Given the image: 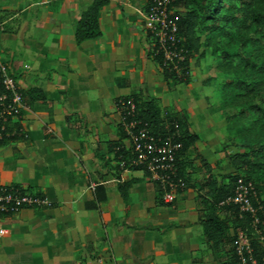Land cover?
<instances>
[{
    "label": "crops",
    "instance_id": "1",
    "mask_svg": "<svg viewBox=\"0 0 264 264\" xmlns=\"http://www.w3.org/2000/svg\"><path fill=\"white\" fill-rule=\"evenodd\" d=\"M88 1L62 0L57 9L36 12L25 0H0V9L10 11L0 22V48L5 49L0 59L8 63L22 88L36 85L42 89L46 101L34 100L28 105L41 107L52 125L20 117L23 136L0 143V184L31 185L56 202L48 209L21 208L0 218L22 217L27 219L26 227L55 226V237L42 239L45 252L29 256L32 264H69L68 255L80 258L81 264H217L196 221L195 201L175 199L171 205L155 204L153 183L141 169H123L117 177L113 173L106 140L116 138L117 130L103 140V146L91 135L94 131L80 141L78 132L88 129L80 113L85 108H78L73 101L75 88L69 90L77 68L86 74L102 67L124 78L131 90L144 86L147 94L144 74L152 65V61L141 59L143 49L137 40L142 34L126 26L127 17L117 7L119 0H108L99 9L98 36L75 43L74 23ZM158 75L162 79L161 73ZM63 87L66 95L61 92ZM70 114L83 126H69ZM48 127L53 131L48 132ZM121 142L126 144V139ZM95 147L107 162L95 155ZM91 155L108 176L93 182L104 185L105 199L86 208L84 201L91 198L92 190L86 180L94 178L88 164ZM132 177L125 211L116 182ZM36 213L47 216L41 219ZM32 231L29 247L37 250L33 246L42 236L32 235ZM95 249L103 259L96 258Z\"/></svg>",
    "mask_w": 264,
    "mask_h": 264
},
{
    "label": "rangeland",
    "instance_id": "2",
    "mask_svg": "<svg viewBox=\"0 0 264 264\" xmlns=\"http://www.w3.org/2000/svg\"><path fill=\"white\" fill-rule=\"evenodd\" d=\"M25 1L31 3L30 6L39 12L57 9L62 0ZM66 1L77 2V0ZM147 1L119 0L117 3L118 9L127 17L126 26L142 34L137 40L143 49L141 59L144 63L148 60L152 61L146 74L143 73L147 75V79L145 78L149 88L147 94L156 98L163 115H179L184 112L189 125L198 134L193 147L186 152L185 173L188 184L175 199L195 201L194 192L203 190L198 186L203 185L207 172L199 160L200 156L210 164V176L218 179L232 172L227 154L246 150L249 147L253 148L256 159L261 162L259 166H255L253 180L258 186V194L264 196V27L256 23L255 11L249 12L243 19V14L239 13L241 10H234L230 6V2H233L236 8L246 3L247 7L258 8L264 13V0L243 2L225 0L224 7L232 10L238 19L220 28H197L200 55L195 53L190 57L189 77L185 83L172 81L166 83L158 75L160 71L149 53L142 21V12ZM218 23L223 24V21L219 20ZM4 50L0 48V53ZM4 54L8 55L6 52ZM0 63L4 64L14 77L8 63L1 59ZM77 70L78 75L73 83L71 82L69 90L75 88L76 93L72 91L73 101H76L78 108H85L80 110V113L85 116L84 126H88L85 131H79L78 136H82L80 139L82 141L83 136L94 131L91 135H95L93 137H97L102 145L103 140L113 136L117 130L119 113L115 109L114 97L134 90L127 88L130 83L124 78L113 76L102 67L98 69L97 66L95 70L86 74L80 68ZM17 85L22 88L18 83ZM63 88L61 92L66 95L68 93L66 87ZM28 104L27 100L22 98L20 117L32 119L37 124L52 126L50 120L47 123L46 113L41 107L33 109ZM69 118V126H81V121L75 115L70 114ZM52 131L53 128L48 127V132ZM85 149L90 151L91 148L89 149L86 144ZM90 159L92 162L88 164L94 178L86 180L89 189L94 181L106 179L105 176H108L107 172L100 168L99 161L94 155H91ZM80 174L83 176L82 173ZM55 204L54 200L47 197L46 202L31 208L48 209ZM36 214H40L38 216L41 219L47 216L44 215L45 213ZM25 221L27 219L19 216L0 218V224L3 225L0 228L7 231L5 235L0 233V264H32L30 255L45 252L46 243H42V239L46 238L50 241L56 235L55 226L50 227L46 223L26 227ZM37 224H40V221H37ZM31 228H33L32 235L42 236L38 244L32 245L33 248L37 246V250H30L29 247ZM94 251L98 260L104 258L98 249ZM68 256L69 264H75L78 259V263L81 264L80 258Z\"/></svg>",
    "mask_w": 264,
    "mask_h": 264
},
{
    "label": "trees",
    "instance_id": "3",
    "mask_svg": "<svg viewBox=\"0 0 264 264\" xmlns=\"http://www.w3.org/2000/svg\"><path fill=\"white\" fill-rule=\"evenodd\" d=\"M225 0H172L173 11L172 17L177 26V35L179 37V44L183 47V58L180 61L179 70L176 72L161 60V55L155 51V44L150 37L145 33V38L148 43L149 53L152 60L156 63L162 75L164 82H187L189 77V59L197 53L200 55L199 46L200 38L197 33V28L215 29L224 27L225 24H230L238 19L234 16L232 10L224 7ZM248 0H240V2ZM108 0H89L86 5L80 9L78 17L73 27V40L79 43L82 40L94 38L101 32L98 22V11L106 4ZM180 4V5H179ZM233 9H239L243 14V19L249 12L255 11V21L261 27H264V13L258 8H249L246 3L236 8L233 2H230ZM247 7V8H246ZM10 11L0 9V22ZM223 21V24L218 21ZM3 90L0 85V92ZM21 96L27 102L39 100L46 101L44 92L39 86L32 85L26 88H19ZM130 98L134 104L133 113L126 115L125 118H134L140 124L144 123L149 132L154 135H171L173 141L179 142V146L174 151V161L177 168V175L181 176L184 181L183 191L188 182L185 171L186 152L190 147H193L194 142L198 139V134L190 128L187 116L184 112L179 115H163L157 100L153 96L145 93V87L142 86L135 91L124 95L115 96L114 103L117 105L119 99ZM119 117H123V110H118ZM67 116H65V119ZM175 123V126H174ZM176 130L177 133L174 132ZM6 134H2L0 143L7 139H14L22 137L24 132L21 128L19 113L15 117H7L5 123ZM126 134L122 129L121 120L117 124V137L106 140L107 151L111 152L110 160L112 163L113 173L118 176L119 171L123 169H141L143 174L148 175V172L138 164L130 163V157L133 155L130 147L121 142ZM95 155L107 162L108 158L104 156L103 152L95 147ZM201 164L205 167L207 176L203 185L198 186L202 191L194 192V200L196 203V221L200 224L201 233L204 240L207 242L208 248L211 251L213 259L217 264H264V242L259 240V234L251 226L247 214L238 215V208L233 203H220V200L231 194L233 191L235 179L241 176L250 179L253 182L255 190V204H260L264 209V196L258 193V186L253 180V171L255 166L260 165V161L256 159V153L253 148L246 150L234 151L227 154V160L232 167V172H229L222 177L216 179L210 176L211 166L202 157L199 158ZM135 179L132 177L127 180H117L116 189L123 200L124 210L129 203L127 189L131 181ZM154 186V203L155 204H173L174 200L164 202L161 197V187L157 180L149 177ZM21 187L18 182H11L8 184ZM24 189L35 191L37 194L44 195L39 190H34L31 185L23 186ZM105 189L102 183H95L91 190V198L84 201V207H96L97 203L105 199ZM2 215V214H0ZM8 215V214H7ZM237 227L244 228L248 236V251L242 249L239 255L234 247L233 238ZM248 229L250 231L248 232ZM253 231V232H252ZM243 258V259H241Z\"/></svg>",
    "mask_w": 264,
    "mask_h": 264
},
{
    "label": "built area",
    "instance_id": "4",
    "mask_svg": "<svg viewBox=\"0 0 264 264\" xmlns=\"http://www.w3.org/2000/svg\"><path fill=\"white\" fill-rule=\"evenodd\" d=\"M172 0H148L142 12L145 33L155 44V51L160 53L162 62L168 68L178 71L183 58V47L179 44L177 26L172 17ZM0 138L6 134L7 117H15L22 106V96L16 79L0 63ZM117 110H123L120 116L122 129L125 132L126 144L132 151L130 163L141 165L150 178L157 180L161 187L160 197L164 202L176 198L184 186L181 176L177 175L174 161V151L179 142L173 141L171 135H154L148 131L145 124L137 119L125 118L133 113L134 104L130 98L119 99ZM175 126V123H174ZM175 133L176 130H174ZM94 184H91L93 188ZM255 190L250 179L238 176L235 179L233 191L220 203H233L238 208V215L247 214L249 222L259 234V240L264 242V209L255 204ZM47 201L45 195L24 189L23 186L0 185V214H13L21 208L37 207ZM6 230L0 228V233ZM233 244L240 255L242 249L248 251V236L244 228L236 230ZM243 259V258H241ZM254 264V263H253Z\"/></svg>",
    "mask_w": 264,
    "mask_h": 264
}]
</instances>
